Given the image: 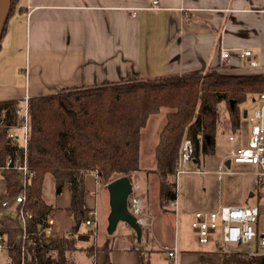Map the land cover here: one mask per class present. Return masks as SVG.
<instances>
[{
	"label": "crops",
	"instance_id": "1",
	"mask_svg": "<svg viewBox=\"0 0 264 264\" xmlns=\"http://www.w3.org/2000/svg\"><path fill=\"white\" fill-rule=\"evenodd\" d=\"M153 1L13 0L0 38V100L16 99L20 103L24 97L55 93L63 88L218 68L220 48L230 50L229 65L223 71L264 73V0ZM241 49H249L250 57L240 56ZM249 60L255 61L257 67L250 68ZM161 112L155 124V138L166 121L167 109L148 117L149 120ZM156 141L147 135L143 146L140 136L139 165L143 160H152V165L145 170L140 166L133 173L139 181L132 182V186L144 198L148 196L144 177L152 173L147 170L154 168ZM151 178L155 181L156 175ZM100 188L106 185L98 182L95 173L85 176L84 201L87 208H96L98 228L94 240L85 226L86 234L78 236L83 244L78 243L74 234L78 248V258L75 252L72 254L74 264H103V250L96 249L89 257L84 249L106 241L112 248L109 264H162L153 257L157 251H165V246H176L178 250L174 259L165 251L163 258L169 263H220L223 253L214 241L211 249L188 250L165 238L172 203L167 210L159 208L156 187L155 199L150 202L151 226L147 233L142 232L140 242L125 222H119L120 234H109L104 224L109 203H103L101 213L96 204ZM5 190L0 167V195ZM54 197L56 202L50 203L55 208L46 218L52 220L47 239L65 235L73 226L65 225L66 217H70L65 210L70 199L67 188L63 187ZM14 207L15 203L6 212L13 215ZM118 236L121 243L114 247ZM0 264H10L6 248L0 249Z\"/></svg>",
	"mask_w": 264,
	"mask_h": 264
},
{
	"label": "trees",
	"instance_id": "2",
	"mask_svg": "<svg viewBox=\"0 0 264 264\" xmlns=\"http://www.w3.org/2000/svg\"><path fill=\"white\" fill-rule=\"evenodd\" d=\"M12 3L13 0L11 6ZM261 92H264V73L234 74L215 67L63 88L55 93L31 96L27 101L26 160L32 176L25 184L17 170L4 167L8 157L16 158L19 154L18 146L6 137L7 124L13 118L18 119V100H0V113L5 106L11 107L5 125H0V167L6 181V190L0 195V234L7 245L9 263L74 264L72 254L78 248L73 236L84 224L88 209L84 201L85 176L95 173L98 182L105 185L122 175L131 181L132 174L140 169L141 130L148 117L162 108L167 109L166 121L154 146V168L147 171L157 177L159 208L167 210L177 197L182 140H190L196 162L206 154H213L216 132L237 131L244 114L241 104L248 95ZM48 173L53 177L55 195L63 187L69 192L65 210L73 226L65 235L46 239L40 232L55 208L42 196ZM19 193L24 200L16 203ZM14 203L11 215L6 210ZM21 208L31 213L25 230L18 214ZM96 249L104 251L103 264H109L110 243L106 241L84 250L91 257ZM219 264H264V256L223 254Z\"/></svg>",
	"mask_w": 264,
	"mask_h": 264
},
{
	"label": "rangeland",
	"instance_id": "3",
	"mask_svg": "<svg viewBox=\"0 0 264 264\" xmlns=\"http://www.w3.org/2000/svg\"><path fill=\"white\" fill-rule=\"evenodd\" d=\"M220 65L219 63L217 69L223 71L220 69ZM255 95L256 94L248 95L241 104L245 114L242 115L240 126L237 131L216 132L215 152L213 154H206L200 157L198 163L193 159H188L179 163L180 170L177 172L176 176L177 197L176 200L172 202L171 206L169 205L170 211H168L167 215L168 223L165 227L164 236L166 239H173L174 244L180 249L199 250L213 248L212 242L205 245L198 244L195 231L190 227V219L194 211L215 208L218 203L223 205L257 204L260 208L259 226L260 229L264 231V176L261 181H257L256 173L259 168L254 164L234 162L231 158L230 165L227 167L222 162L223 158L229 155L232 148L245 145L248 140L250 126L254 122L250 117L258 104L257 101L254 100ZM164 110L165 109H163L162 112ZM162 112L156 116H151L146 127L141 130V144L144 143L147 135L152 137V140L157 139L155 138V126L157 125L156 122L158 123L159 118L162 116ZM13 132L18 136V141L20 143L23 136L22 128L18 127L14 129ZM230 135L232 139H229ZM151 165L152 160L140 161V166L143 167V170ZM219 170H221V172H219ZM139 174L140 176L144 175L143 171H140ZM152 176H154V173H149L145 176L146 178L144 177V179H146L144 186L147 188V197L144 198L143 194L140 195L137 189H133V186L131 192L133 195H138L142 198L145 216L150 221L152 220V215H150V202H152V199H155V187L157 191V177L154 181L151 178ZM137 180V176L132 174L131 183L138 182L139 180ZM42 195L47 201L56 202V198L54 197L53 177L49 173L44 177ZM108 199L107 188H100L96 195V204L100 213L102 212L103 203L108 201ZM108 213L109 212H107L105 216V226H107ZM66 218L65 225L71 227L73 224L71 218L68 216ZM119 222L122 221H118L112 230V233H115L116 236L122 232L119 226V224L122 223ZM150 226L151 225H148L142 228V232H144V234L147 233V229H149ZM83 234L86 233L85 225L82 223L75 235L78 243L81 240H78V236ZM120 240L122 239H119V236L116 237L114 247H117L119 242L121 243ZM214 240H218V238H214ZM139 246L140 245H138V247ZM164 253L165 251H157V256L153 258H159L162 264H173V260L169 263L163 258ZM74 255L77 257L76 252Z\"/></svg>",
	"mask_w": 264,
	"mask_h": 264
},
{
	"label": "built area",
	"instance_id": "4",
	"mask_svg": "<svg viewBox=\"0 0 264 264\" xmlns=\"http://www.w3.org/2000/svg\"><path fill=\"white\" fill-rule=\"evenodd\" d=\"M156 2L155 0L153 1ZM249 49H241L240 56L250 57ZM220 69L225 70L229 65L230 50L220 48ZM250 68H256L257 63L249 60ZM219 70V69H218ZM254 100L257 101V107L253 110L250 117L254 122L250 126V133L245 145H240L230 150L227 157L238 163H250L256 165L259 170L256 173L257 181H261L264 176V92L255 95ZM28 97L18 103L17 117L7 124L6 137L19 148V154L16 158L8 157L4 167L19 172L22 183L25 184L32 176V171L28 168L26 160V147L28 142ZM11 112L9 105L5 106L0 113V125H5V117ZM22 128L23 136L19 143L18 136L13 132L16 128ZM232 139V136H229ZM192 145L189 139L184 138L179 151V163L192 157ZM220 169V168H219ZM179 165L177 172L179 171ZM221 172V170H219ZM24 200L22 193L15 197V202L19 203ZM5 205V203H3ZM127 207L131 214L136 217L141 228L151 225V221L147 219L143 210L142 198L132 193L128 196ZM20 222L25 230L26 219L31 213L26 208H21L18 212ZM260 208L257 204H240V205H223L220 204L214 209L196 210L192 213L190 219V227L195 231L196 239L199 244L205 245L211 241L218 244L223 254H237L246 257L264 256V231L259 226ZM51 219H46V226L41 230L40 236L49 237L51 230ZM84 225L92 234L94 240L97 235L98 219L95 207L88 208L84 216ZM218 238V240H214ZM0 234V249L6 248ZM164 250L169 258L174 259L178 253L176 246H165Z\"/></svg>",
	"mask_w": 264,
	"mask_h": 264
},
{
	"label": "water",
	"instance_id": "5",
	"mask_svg": "<svg viewBox=\"0 0 264 264\" xmlns=\"http://www.w3.org/2000/svg\"><path fill=\"white\" fill-rule=\"evenodd\" d=\"M11 7V0H0V38L3 32L5 22L7 20ZM224 164L229 167L230 160L226 159ZM109 213L107 217L106 230L112 233L118 221L125 222L135 232L136 240L140 242L142 228L138 224L136 217L130 213L127 207L128 196L132 192V183L127 175L119 176L107 183ZM139 249H142L139 246Z\"/></svg>",
	"mask_w": 264,
	"mask_h": 264
}]
</instances>
